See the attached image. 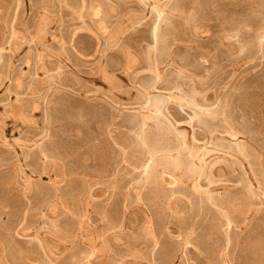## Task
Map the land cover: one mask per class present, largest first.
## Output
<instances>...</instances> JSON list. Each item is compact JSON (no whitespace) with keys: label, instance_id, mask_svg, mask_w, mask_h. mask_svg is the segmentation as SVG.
<instances>
[{"label":"rangeland","instance_id":"obj_1","mask_svg":"<svg viewBox=\"0 0 264 264\" xmlns=\"http://www.w3.org/2000/svg\"><path fill=\"white\" fill-rule=\"evenodd\" d=\"M0 264H264V0H0Z\"/></svg>","mask_w":264,"mask_h":264},{"label":"bare ground","instance_id":"obj_2","mask_svg":"<svg viewBox=\"0 0 264 264\" xmlns=\"http://www.w3.org/2000/svg\"><path fill=\"white\" fill-rule=\"evenodd\" d=\"M159 8V7H158ZM157 8V9H158ZM157 11V10H156ZM161 11V10H160ZM157 14H159L160 15V13L158 12ZM159 18H161V17H159ZM156 19V18H155ZM163 19V18H162ZM162 19H160V20H162ZM157 29L158 28H156V33H157ZM160 30V29H159ZM153 31H155V29L153 30ZM159 32V31H158ZM161 33V32H160ZM158 35V34H157ZM160 37H161V35H160ZM157 38V37H156ZM157 39H159V37L157 38ZM158 42H160V41H158ZM156 44V43H155ZM158 46V45H157ZM157 49H159L158 47H157ZM156 49V50H157ZM158 51V50H157ZM158 56H160V55H158ZM160 80V79H159ZM156 82V81H155ZM160 83V82H159ZM159 83H158V85H159ZM158 87V86H157ZM152 89H155V88H152ZM154 92V91H153ZM152 94V93H151ZM162 96V95H161ZM160 95H154V96H150V98L148 99V101H147V104H148V108H151V109H155V107L158 105V103H159V97H161ZM170 96V95H169ZM176 96V95H175ZM163 97H164V95H163ZM172 97H174V95L172 96ZM174 99V98H173ZM171 100V99H170ZM180 100V99H179ZM178 100V101H179ZM183 100V99H182ZM161 101V100H160ZM165 101H167V99H165ZM180 102V101H179ZM169 103V102H168ZM187 103V102H186ZM184 104V103H183ZM188 105H189V103H187ZM179 105V104H178ZM190 105H191V103H190ZM182 106V105H181ZM145 107H147V106H145ZM145 110V109H144ZM156 111V110H155ZM157 113V112H156ZM149 115H150V113H149ZM149 115H147V116H149ZM138 116H140V115H138ZM142 117V116H141ZM151 117V116H150ZM154 117V116H153ZM158 117H159V115H158ZM153 119V118H152ZM165 120H167V118L165 119ZM158 121V120H157ZM156 121V122H157ZM159 121H160V119H159ZM155 122V123H156ZM169 123V122H168ZM148 125V124H147ZM151 125V124H150ZM156 125V124H155ZM149 127V126H148ZM147 127V128H148ZM185 140V139H184ZM187 140H185L184 142H186ZM188 143V142H187ZM186 143V144H187ZM208 143H209V141H208ZM188 145V144H187ZM147 147V146H146ZM185 148H186V145H185ZM188 149V148H187ZM155 150V149H154ZM185 150V149H184ZM189 150H190V148H189ZM183 151V150H182ZM181 152V151H180ZM152 155V154H151ZM154 157V156H153ZM180 157V156H179ZM152 158V157H151ZM158 158V157H157ZM157 158H155V159H157ZM155 161V160H154ZM153 161V162H154ZM151 165H152V163H151ZM156 166V165H155ZM149 167H151V166H149ZM148 167V168H149ZM147 170V169H146ZM146 174H148L147 172H146ZM145 176V175H144Z\"/></svg>","mask_w":264,"mask_h":264}]
</instances>
